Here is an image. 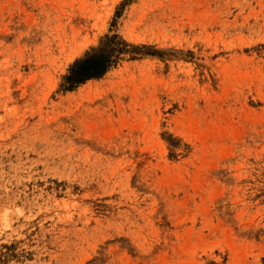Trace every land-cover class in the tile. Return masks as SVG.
<instances>
[{"label": "rangeland", "instance_id": "obj_1", "mask_svg": "<svg viewBox=\"0 0 264 264\" xmlns=\"http://www.w3.org/2000/svg\"><path fill=\"white\" fill-rule=\"evenodd\" d=\"M0 264H264V0H0Z\"/></svg>", "mask_w": 264, "mask_h": 264}, {"label": "trees", "instance_id": "obj_2", "mask_svg": "<svg viewBox=\"0 0 264 264\" xmlns=\"http://www.w3.org/2000/svg\"><path fill=\"white\" fill-rule=\"evenodd\" d=\"M110 64L111 61L104 56L103 51L77 61L73 65L71 74L67 77L69 87H73L86 79L100 76L109 68Z\"/></svg>", "mask_w": 264, "mask_h": 264}]
</instances>
